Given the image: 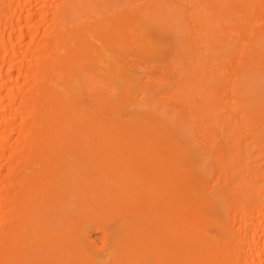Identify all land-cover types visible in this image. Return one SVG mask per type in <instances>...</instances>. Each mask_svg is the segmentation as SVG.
Wrapping results in <instances>:
<instances>
[{
    "label": "bare ground",
    "instance_id": "6f19581e",
    "mask_svg": "<svg viewBox=\"0 0 264 264\" xmlns=\"http://www.w3.org/2000/svg\"><path fill=\"white\" fill-rule=\"evenodd\" d=\"M0 264H264V0H0Z\"/></svg>",
    "mask_w": 264,
    "mask_h": 264
},
{
    "label": "rangeland",
    "instance_id": "374dc122",
    "mask_svg": "<svg viewBox=\"0 0 264 264\" xmlns=\"http://www.w3.org/2000/svg\"><path fill=\"white\" fill-rule=\"evenodd\" d=\"M93 237H95L97 240H99V239H100V237H99V234H98V233H94V234H93Z\"/></svg>",
    "mask_w": 264,
    "mask_h": 264
}]
</instances>
